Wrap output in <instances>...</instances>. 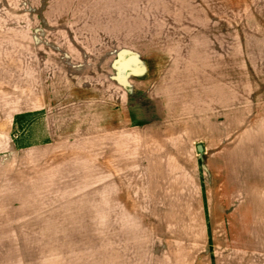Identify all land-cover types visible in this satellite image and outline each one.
I'll use <instances>...</instances> for the list:
<instances>
[{
  "label": "rangeland",
  "instance_id": "1",
  "mask_svg": "<svg viewBox=\"0 0 264 264\" xmlns=\"http://www.w3.org/2000/svg\"><path fill=\"white\" fill-rule=\"evenodd\" d=\"M237 39L264 45V0H0V264H264Z\"/></svg>",
  "mask_w": 264,
  "mask_h": 264
},
{
  "label": "crops",
  "instance_id": "2",
  "mask_svg": "<svg viewBox=\"0 0 264 264\" xmlns=\"http://www.w3.org/2000/svg\"><path fill=\"white\" fill-rule=\"evenodd\" d=\"M264 43V39L263 42ZM236 44L238 46V54L236 57L232 56H225L224 55V92L229 94V100H224V120L229 121L232 117L238 116L240 113H242L245 108V105L250 104V102L254 103L253 101L256 97L247 99L245 96V92L243 90L237 89L238 85H244L246 83V80L249 82L250 79H256L255 81L251 82L253 85L257 84L259 87L253 92L254 96H258V99L264 98V90L262 89V85L264 81H259L260 78H264V45L262 46L261 43L258 46L254 45H248L246 47L241 42V39H237ZM241 44V45H240ZM226 45L224 40V46ZM248 48V49H247ZM246 53L248 55H251V59L253 61H256V65L251 66V64H247V67L245 63L243 62ZM261 57V58H259ZM218 58V57H216ZM219 62L222 61V58ZM217 63V61H216ZM233 63L232 67L226 68V65H229ZM256 67L260 68V73H255ZM231 70L230 72H227V70ZM259 70V68H257ZM249 79V80H248ZM261 86H260V85ZM237 85V86H236ZM225 88H227L228 91H225ZM239 93V95H238ZM263 96V97H262ZM257 99V100H258ZM254 107L251 106L250 109ZM33 109H30L27 112H31ZM217 115L215 117H218L220 114L216 113ZM236 114V115H235ZM214 117V116H213ZM50 114L48 111L45 113V120H46V134H48V140L42 144H49L51 143L52 139L55 138L54 134L56 135V128H54L53 124H50ZM228 119V120H227ZM225 122V121H224ZM264 132V131H263ZM37 145H41L38 143H31L28 144V147H34ZM27 147V146H26ZM264 153V152H263ZM224 166H229V164H224ZM253 169H252V177H253V194L256 196V194H259V197H264V156L260 157L258 162L253 163ZM240 171L237 170V173ZM229 173V169L227 168L225 170L224 167V177L225 175Z\"/></svg>",
  "mask_w": 264,
  "mask_h": 264
},
{
  "label": "water",
  "instance_id": "3",
  "mask_svg": "<svg viewBox=\"0 0 264 264\" xmlns=\"http://www.w3.org/2000/svg\"><path fill=\"white\" fill-rule=\"evenodd\" d=\"M199 149H200V150L203 149V146H202V145H199Z\"/></svg>",
  "mask_w": 264,
  "mask_h": 264
}]
</instances>
